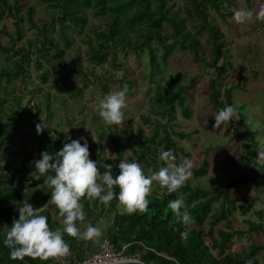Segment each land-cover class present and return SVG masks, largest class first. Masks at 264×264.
Returning a JSON list of instances; mask_svg holds the SVG:
<instances>
[{
	"label": "trees",
	"instance_id": "trees-1",
	"mask_svg": "<svg viewBox=\"0 0 264 264\" xmlns=\"http://www.w3.org/2000/svg\"><path fill=\"white\" fill-rule=\"evenodd\" d=\"M40 1L49 4L51 16L48 22H44L41 27L36 26L33 21L34 8L32 6L26 7L25 14L29 28L36 30V38L26 42L27 46L19 48L16 47V41L12 37H10V47L0 44V58L3 57L5 61V64L0 66V144L8 143L13 137L19 139L22 132V118L16 116L17 110H22V97L16 93L17 87L13 82L19 81L21 85H26L28 68L32 66L40 76L42 83H46L50 72L64 65L66 48L71 45V39L65 31L74 29L80 34L89 26L88 15L108 19L101 29L91 26L90 30L93 36L85 34L86 41L90 45L89 59L96 64H102L108 54L115 58L118 45L123 48V52L127 46L131 47L129 33H136L140 37L137 39L138 43L143 40L140 45L133 44V49L137 50V53L146 51L150 64L154 67L157 66L155 64L157 61L156 52H160L163 62H166L176 48L188 52L193 56L194 61L199 63V68L214 72V74L209 73L211 77L207 82L206 92L208 103L212 105L215 112L226 105L236 107L235 115L238 119L236 123L231 124L232 133L241 136L244 141L242 154L238 159L243 162L245 168L256 170V176L250 179L243 175L237 180H230L224 187L213 186L211 189L192 187L189 180L177 191L171 193L163 186L160 195L150 193L147 210H137L133 213H129L117 199H114L109 205H105L98 198L89 199L85 196L81 198V202L86 212V219L83 222L77 221V224L80 223L85 229L89 222L94 225L99 220V216L94 215V210L98 207L101 208V212L112 213L111 226L99 241L106 238L118 250L126 246L125 254L128 258L131 259L135 254H139L138 260L145 264H248L249 261L251 264H259L256 258L264 247L254 245L248 252H231L229 250L234 238L248 233L232 228L231 217L237 211L233 193L237 195L240 192V186L253 182L255 188L259 192L263 190L264 194V162L258 159V154L264 152V148H259L256 134L249 130L240 115V107L233 103L231 97L233 89L224 85L225 75L230 64L224 62L218 65L221 51L225 49L226 44L222 40L219 28L210 24L207 11L210 7L218 11V2L221 0H185L184 16L180 9L175 14L172 13V5L167 6L166 4V1L169 0ZM23 7L18 3V0L12 2L0 0V18L6 15L15 19L18 40L21 39L19 35L20 23L24 20L21 16ZM190 22H192L194 31L188 29ZM51 33L59 37L57 42H53L49 37ZM94 37L95 46L92 44ZM201 37H205L204 43L209 47L210 57L207 56L204 45L201 43ZM74 65L79 71L78 73L85 78L86 73L82 72L78 55ZM112 65H118L115 64V59L112 61ZM90 82L85 78L84 86L87 87ZM103 82L105 84L102 83V89L106 90L107 83L105 80ZM185 89L186 87L181 85L169 90L156 88V95L151 97L150 101V113L172 120L176 110L179 109L187 118ZM62 90L73 99L82 94V90L76 87H72L70 91L69 89ZM7 95H9L10 102H8ZM42 99L43 103L49 100V94L43 93ZM47 105L48 103L45 102V106ZM144 121H152L157 126L161 125L163 134L157 139L156 135L149 138L139 137L141 141L138 160L145 161L146 153L149 150L147 144L150 142L160 147L161 152L172 149L176 155V141L172 137V132L167 130L166 125L159 123L155 117H145ZM229 122L231 123V120ZM181 137L184 136L181 135ZM65 143L68 141H64L62 133L55 131L54 134L41 133L36 139L34 152H26L24 144H20L19 151L14 153L15 157H19L18 165L10 174L0 173V264H60V258L66 257L68 254L75 255L76 263L96 251L92 246L82 247L79 237L65 233L64 239L70 245V252L67 255L49 257L48 259L26 256L20 260L13 259L10 249L3 243L13 219L19 218L17 208L21 207L24 201L20 187L26 181L28 190L25 193V199L37 208L42 207L41 214L48 217L50 228L53 230L63 228V218L59 214L58 207L49 202L52 188L44 184L46 177L35 169V160L40 158L42 151L57 152L63 148ZM10 156L11 154L7 153L2 158ZM120 159H122V155L116 145L113 160L97 158L95 161H98L101 173L107 169V164H113L115 166L113 175L115 176L119 172ZM158 161L156 166L147 165V167L157 171L161 166H166V162L160 157ZM206 165L207 163L203 162L193 171L194 178L207 173ZM30 175L32 177L28 179ZM33 187L36 189L32 190ZM116 191H119L118 186H116ZM180 196L185 199L191 213V220L187 224L183 223L168 206L170 200ZM242 199L245 204L239 207L242 214L247 215L258 200L250 201L245 196ZM261 201L262 207L258 210L254 209V214L259 215L258 222H248L250 233L263 230L264 196ZM48 204L54 206L52 211L47 208ZM206 225L209 227L206 235L210 239L209 245L204 240V235L198 231ZM184 231L188 232V236L182 239L180 233ZM215 231L216 236H213Z\"/></svg>",
	"mask_w": 264,
	"mask_h": 264
},
{
	"label": "rangeland",
	"instance_id": "rangeland-1",
	"mask_svg": "<svg viewBox=\"0 0 264 264\" xmlns=\"http://www.w3.org/2000/svg\"><path fill=\"white\" fill-rule=\"evenodd\" d=\"M18 3L24 6L21 14L24 20L20 23L19 30L21 39L17 38L18 29L15 19L5 15L0 18V44L2 46L10 47V37L16 41L17 48L27 46L26 42L36 38V30L29 28V22L25 18L27 6L34 8L33 21L36 26L41 27L44 22H48L50 19L51 10L48 3L40 0H18ZM166 4L167 6L172 5L173 14L180 9L184 16L185 0H169L166 1ZM262 7H264V0H221L218 2V11L213 7L207 11L210 24L219 28L222 40L226 44L218 62V65L224 62L230 64L225 75L224 85L233 89L231 92L233 103L240 107L241 117L245 120L249 130L256 134L259 148H264V18H257L254 15L251 20L239 23L233 18V14L241 8L258 12ZM88 18L89 26L80 34L74 29L65 31L71 39V45L66 48L64 65L50 72L46 83H42L40 76L32 66L28 68L26 85H21L19 81L13 82L17 87L16 93L22 97V110L16 112V116L22 118V132L19 139L13 137L8 143L0 144V173L10 174L18 165L19 157H15L14 153L19 151L20 144H24L26 152H34L37 137L41 133L54 134L55 131L62 133L64 141L68 142H71V139L85 137L89 143L90 158L93 160L97 158L113 160L116 145H118L123 159L138 161L145 173L151 174L153 170L147 165L156 166L159 163L161 148L152 142L148 143L149 150L146 153L145 161L138 160L141 141L139 137L149 138L156 135L157 139L163 134L161 125L157 126L152 121H146L147 123L144 121L145 117H155L159 123L166 125L167 130L172 132V137L176 141L177 160L175 163H180L186 158L192 160V175L188 179L192 187L203 189H211L213 186L224 187L230 180H237L243 175L250 179L256 176V170L245 168L243 162L238 159L242 154L244 141L241 136L232 133L231 124L237 122L236 115L231 119V123L226 121L220 127L215 126L216 112L208 103L206 92L210 74H214L212 70H202L190 53L178 48L173 50L166 62L160 58V52H156L157 61L155 64L158 67L156 65L154 67L150 64L146 51L137 53V50L133 49V44L140 45L143 42L141 40L138 43L137 39L140 37L136 33L128 34L131 47L127 46L125 52L118 45L115 58L108 54L102 64H96L89 59L90 45L86 41L85 34L93 36L90 30L91 26L101 29L108 19L92 15H88ZM188 29L194 31L192 22L188 24ZM49 37L53 42H57L59 38L54 33H51ZM94 39L95 37L92 38V44L95 46ZM200 40L207 56L210 57L209 47L204 43L205 37H201ZM77 55L82 72L86 73L85 78L91 81L87 87L84 86V76L78 73L79 71L74 65ZM114 59L117 66L112 65ZM4 64L5 61L2 57L0 66ZM100 80L106 81V90L102 89V83H105ZM3 84L5 83L3 82ZM177 85L186 87L185 108L188 117L186 118L179 109L176 110L172 120L150 113V101L151 97L156 95V88L169 90ZM72 87L82 90L80 97L73 99L62 90L69 89L70 91ZM124 87L128 89V103L124 110L125 120L119 126L109 125L99 115V101L106 94ZM43 93L49 94V100L45 101L48 103L47 106H45V102L43 103ZM7 99L10 102L9 95H7ZM40 123H43L44 129L38 132L36 126ZM7 153H10L11 156L2 158ZM203 162L207 163V173L194 178L193 171ZM28 177L31 179L32 176ZM26 183L28 182L26 181ZM26 183H22V188L20 187L23 200H25V193L28 190ZM253 185V182L242 185L237 195L233 193L237 211L231 217L232 228L248 232V234L234 238L230 244L231 252H248L251 246L260 244L262 241L261 235L257 236L252 245L250 244L253 242L255 234L248 231V222H258L259 215L254 214V209L258 210L262 207L261 198L264 196L263 190L259 192ZM35 189L33 187L32 190ZM162 189L163 186L159 182H154L151 193L160 195ZM244 196L250 201L258 200L247 215H243L239 207L245 204L242 199ZM47 208L52 211L54 206L48 204ZM94 215L99 216V220L94 226L101 229V236H103L111 226L113 214L101 212V208L98 207L94 210ZM78 226L81 232L85 230L80 223ZM208 229L209 227L206 225L198 231L204 235V240L209 245L210 239L206 236ZM101 236L93 239L79 237V240L82 247L92 246L95 248ZM213 236H216V231ZM138 258L139 254H135L131 259L138 260ZM257 259L262 263L264 258L258 255ZM76 260L75 255L68 254V256L60 258L59 263L72 264Z\"/></svg>",
	"mask_w": 264,
	"mask_h": 264
},
{
	"label": "clouds",
	"instance_id": "clouds-1",
	"mask_svg": "<svg viewBox=\"0 0 264 264\" xmlns=\"http://www.w3.org/2000/svg\"><path fill=\"white\" fill-rule=\"evenodd\" d=\"M254 15L264 18V7L258 12L237 9L233 18L243 23L251 20ZM127 93L128 89L124 87L106 94L99 101V115L105 123L119 126L124 122ZM236 111L233 105L220 108L215 113V126L220 127L224 122L230 121ZM36 127L38 132L44 129L43 123ZM160 159L166 162V166L146 174L138 161L122 158L118 163L119 172L114 176L113 164H107V169L100 172L98 161L90 158L89 143L85 137L71 139V142L65 143L57 152L42 151L40 158L35 160V169L39 174L45 175L44 184L52 188L49 202L58 207L64 226L62 229L50 228L48 217L41 214L42 207L37 208L25 199L22 206L17 208L19 218L13 219L3 241L10 249L11 257L23 260L26 256L48 259L67 255L70 245L64 239L65 233L84 239L101 236V229L90 222L83 232L77 224V221L83 222L86 219L82 197L98 198L105 205L117 199L129 213H133L147 210L148 196L154 182L165 186L169 193L177 191L192 175V160L186 158L180 163H174L177 157L172 149L162 151ZM258 159L264 162V152L258 154ZM116 186L119 191H116ZM168 206L183 223L190 222L191 213L183 196L170 200ZM180 235L182 239L187 238L188 232H181Z\"/></svg>",
	"mask_w": 264,
	"mask_h": 264
},
{
	"label": "built area",
	"instance_id": "built-area-1",
	"mask_svg": "<svg viewBox=\"0 0 264 264\" xmlns=\"http://www.w3.org/2000/svg\"><path fill=\"white\" fill-rule=\"evenodd\" d=\"M126 246L116 249L108 239L98 241L96 251L79 262L72 264H114L130 259L125 254Z\"/></svg>",
	"mask_w": 264,
	"mask_h": 264
},
{
	"label": "crops",
	"instance_id": "crops-1",
	"mask_svg": "<svg viewBox=\"0 0 264 264\" xmlns=\"http://www.w3.org/2000/svg\"><path fill=\"white\" fill-rule=\"evenodd\" d=\"M256 210V209H255ZM253 223H255V221H252ZM260 223H263V221L262 222H260ZM253 233V235H254V237H253V242L252 243H250L251 245L255 242L254 240L255 239H257V236L258 237H260L261 235H262V241H261V243L260 244H257L256 246H261V247H264V225H263V230H262V232H252ZM248 234V233H247ZM234 240V239H233ZM233 242V241H232ZM232 244V243H231ZM97 246V245H96ZM95 246V249L97 248ZM235 252H238V251H235ZM240 252H243V251H240ZM259 256H263V258H264V249L263 250H261L260 252H259V254H258ZM257 258H258V256H257ZM256 258V259H257ZM258 260V259H257ZM259 261V260H258ZM259 264H264V259H263V261H262V263L261 262H259Z\"/></svg>",
	"mask_w": 264,
	"mask_h": 264
},
{
	"label": "water",
	"instance_id": "water-1",
	"mask_svg": "<svg viewBox=\"0 0 264 264\" xmlns=\"http://www.w3.org/2000/svg\"><path fill=\"white\" fill-rule=\"evenodd\" d=\"M114 264H145L139 260H126V261H121L118 263H114Z\"/></svg>",
	"mask_w": 264,
	"mask_h": 264
}]
</instances>
